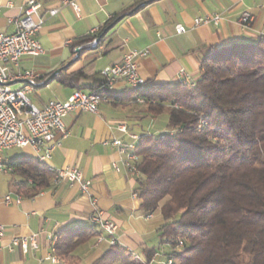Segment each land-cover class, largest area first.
<instances>
[{
  "label": "crops",
  "instance_id": "crops-1",
  "mask_svg": "<svg viewBox=\"0 0 264 264\" xmlns=\"http://www.w3.org/2000/svg\"><path fill=\"white\" fill-rule=\"evenodd\" d=\"M26 1L0 0V30L15 31L10 19L21 13ZM40 1L45 23L39 39L45 53L25 55L21 59L23 69L36 71L38 79L45 81L30 93L36 95L32 102L38 107L51 99L65 101L78 87L92 91L104 80L102 69L121 63L124 54L132 49L149 50L147 56L137 58V63L140 76L150 84L179 82L181 69L196 81L201 72L200 58L208 52L207 48L264 34V0H76L81 7L79 15L63 0ZM52 9L58 12L51 15ZM244 12L254 16L249 27L241 21ZM214 14L221 16L218 24L198 25L195 22L198 17ZM178 25L186 30L178 32ZM100 34L102 40L98 38L97 47L90 44L79 52L75 49L86 36ZM59 68L67 75L83 71L86 77L76 84L49 79ZM14 85L21 87L22 81ZM51 87L53 90L47 93ZM128 87L125 80L117 81L111 90L117 98L103 101L97 113L82 111L66 115L64 123L68 133L48 161L56 169L78 167L84 177L92 181L90 195L83 193L80 183L53 173L48 189L34 196L21 194L19 203L1 202L0 220L5 226V235L0 264H70L55 254L51 237L66 228L83 227L93 228L94 234L76 248L73 255L78 259L77 264H96L111 244L105 241L96 246L95 234L99 229L90 220L92 199L108 218L118 223L117 243L142 258L146 249L158 247L157 231L162 217L158 213L148 216L141 209L136 196L138 176L129 171L124 155L112 141L114 138L124 142L130 140L128 134L117 128L119 123H126L130 132L139 136L166 129L162 126L153 130L163 113L159 116L148 114L147 106L137 99V93L129 97L124 91ZM147 118L151 119V124L145 123ZM168 120L169 115L166 126ZM22 149L15 156L4 152V160L9 163L19 156L37 157L32 147ZM20 180V176H15L10 188L1 190L0 186L1 196L20 194L16 188ZM33 233H40L38 248L25 252L19 246L12 247L15 237ZM52 255L58 260L49 259ZM166 261L159 250L151 264Z\"/></svg>",
  "mask_w": 264,
  "mask_h": 264
},
{
  "label": "trees",
  "instance_id": "trees-1",
  "mask_svg": "<svg viewBox=\"0 0 264 264\" xmlns=\"http://www.w3.org/2000/svg\"><path fill=\"white\" fill-rule=\"evenodd\" d=\"M98 38L88 35L75 49L93 40L98 46ZM207 50L195 86L147 81L124 90L145 99L148 114L169 115L165 131L143 133L136 142V192L146 215L162 217L160 241L144 258L110 245L96 264H144L165 245L171 250L163 264H264V34ZM85 77L63 70L52 79L76 84ZM103 85L92 90L117 98ZM8 164L21 177L20 194L34 196L51 186L54 172L37 157L19 156ZM58 234L55 254L77 264L73 252L94 230Z\"/></svg>",
  "mask_w": 264,
  "mask_h": 264
},
{
  "label": "built area",
  "instance_id": "built-area-1",
  "mask_svg": "<svg viewBox=\"0 0 264 264\" xmlns=\"http://www.w3.org/2000/svg\"><path fill=\"white\" fill-rule=\"evenodd\" d=\"M63 3L71 5L75 12L78 15L80 14L81 7L76 0H63ZM41 7L40 0H27L21 6V13L10 19V22L15 26V31L7 33L0 30V177L3 172L14 173L15 171L4 160V152L16 147H32L35 155L49 161L55 149L61 145L62 137L68 133L64 117L71 112L97 113L100 104L110 99V97H94V90H84L74 91L65 101L51 99L42 107H38L32 102L29 95L35 88L33 87V80L38 79L39 74L34 70L23 69L21 59L25 55L37 56L45 53L39 39V32L45 23V17L40 13ZM57 12L58 9L49 11L51 15ZM220 20V14H214L198 17L195 22L198 25L212 22L218 24ZM241 21L244 26L249 27L254 21V16L250 12H244ZM185 30L184 26H177L178 32L181 33ZM89 44H91V47H97L96 40L91 41ZM148 54V49H132L124 54L121 63L103 68L101 71L104 79L103 86L114 87L119 80H125L129 86L147 83L139 74L137 58L145 57ZM179 74L180 78H190L191 81L195 82L184 69H181ZM20 81H22L21 87H13L14 83ZM117 128L128 134L130 140L124 142L120 138H114L112 143L124 155V163L129 171L139 176L141 156L130 154V147L134 145L139 135L131 133L126 123H119ZM57 177L66 178L71 182H78L83 193L91 194L92 181L86 179L78 167H63L61 168V174ZM21 200V194L14 197L10 193L4 196H1L0 193V204L2 201L11 204L13 202L19 203ZM92 205L91 222L97 223L98 229L99 226H106V234H99L98 245L105 241L111 245L117 244L118 223L105 215L104 211L97 206L95 199H92ZM4 235L5 226L0 220V260ZM39 235L40 233H33L30 236L15 237L12 247L19 246L25 252L29 249H36L39 247ZM51 240L53 243V235ZM49 259L55 261L53 256H50ZM143 263L151 264L146 260H143Z\"/></svg>",
  "mask_w": 264,
  "mask_h": 264
},
{
  "label": "rangeland",
  "instance_id": "rangeland-1",
  "mask_svg": "<svg viewBox=\"0 0 264 264\" xmlns=\"http://www.w3.org/2000/svg\"><path fill=\"white\" fill-rule=\"evenodd\" d=\"M39 84H42L43 82H44V79H39L38 81H37ZM57 82L55 81V84H56ZM17 86H19V85H14L13 87H17ZM53 88L54 87H51L50 89H47L46 90V92L47 93H50V91L51 90H53ZM45 94V93H44ZM43 94V95H44ZM137 95H138V93H137ZM30 96V99L32 100V101H34L35 100V98H36V95L35 94H30L29 95ZM145 104V103H144ZM146 105V104H145ZM166 119H168V112H164L159 118H158V120H157V128L155 129V127H153V130H158V128L160 129V128H162V126L166 129L167 128V126L165 125V123H167L166 122ZM151 119L150 118H147V120L145 121V123H150L151 124ZM23 151V149L22 148H19V147H16V148H13V149H11V150H9L8 151V156H15V155H19L20 154V152H22ZM15 176L16 177H19L18 175H15L14 173H6V172H3L2 174H1V177H0V186H1V190H4V189H8V188H10V185L13 183L12 181L14 180V178H15ZM157 239H158V237H157ZM162 249H161V253L162 254H166V253H168L170 250H171V248L169 247V246H167V245H165V246H162L161 247Z\"/></svg>",
  "mask_w": 264,
  "mask_h": 264
},
{
  "label": "bare ground",
  "instance_id": "bare-ground-1",
  "mask_svg": "<svg viewBox=\"0 0 264 264\" xmlns=\"http://www.w3.org/2000/svg\"><path fill=\"white\" fill-rule=\"evenodd\" d=\"M80 49H81V48H80ZM38 80H39V79H34V80H33V87H36V86H39V85H42V84L45 83V81H44L42 84H39V83L37 82ZM180 81L184 82L185 84H189V85H191V86H195V82L191 81L190 78H180ZM106 87H108L109 90H112V88H113V86H106ZM132 87H136V88L143 87V83H142V84L134 85V86H132ZM75 91H84V90H82V89H76ZM94 97H109V95H108V94H101V93H99V92H97V91H94ZM140 100L143 101V99H141V98H140ZM138 139H139V136L136 138V141H135L134 145H133L132 147H130V154H137V152H136V142H137ZM36 156H37V158H38L41 162H43V163H47V164L49 165L50 170L53 171L56 175L61 174V169H56V168L52 167V166L48 163L47 160H45V159H41L40 156H38V155H36ZM10 168H11V169H14V167H13L12 165H10ZM93 224H94L96 227H98V224H97V223H93ZM99 234H106V226H99V231H98L97 234H96V245H98V243H99ZM57 241H58V235L55 234V235H53V243H52L53 249L55 248V245H56ZM53 251H54V250H53ZM135 254H136V253H135ZM136 255H138V254H136ZM52 256L54 257L55 261L58 260V257H57L56 255H52ZM170 262H171V261H169L167 264H169Z\"/></svg>",
  "mask_w": 264,
  "mask_h": 264
},
{
  "label": "water",
  "instance_id": "water-1",
  "mask_svg": "<svg viewBox=\"0 0 264 264\" xmlns=\"http://www.w3.org/2000/svg\"><path fill=\"white\" fill-rule=\"evenodd\" d=\"M79 50H80V49H78V52H79ZM61 70H62V68H59V69L55 70V71L51 74V76L49 77V79H51L52 77H54V76H55L57 73H59Z\"/></svg>",
  "mask_w": 264,
  "mask_h": 264
}]
</instances>
